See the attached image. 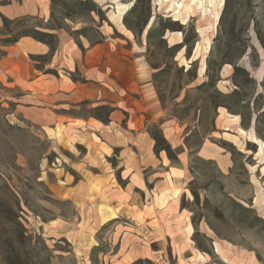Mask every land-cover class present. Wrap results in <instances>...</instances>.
Masks as SVG:
<instances>
[{"label": "rangeland", "instance_id": "1", "mask_svg": "<svg viewBox=\"0 0 264 264\" xmlns=\"http://www.w3.org/2000/svg\"><path fill=\"white\" fill-rule=\"evenodd\" d=\"M61 1L66 5H59L58 13L67 9L76 12L71 19L65 20L76 24L89 39L98 40L99 30H107L121 41L128 36L110 19V3L90 0L98 13L89 15L78 6H72L68 0ZM131 1L120 0L129 7L121 23L125 27V18L136 30L137 37L132 34L133 40L143 48L145 59L147 32L155 18L167 15L163 18H169L183 29L166 31V44L178 45L172 44L165 37L172 32L181 34L180 42L186 36L189 44L192 43L189 60L185 56V49L177 53L175 60L178 65L187 68L189 62L195 60L197 82L200 83L206 80L205 73H200L203 57L204 72L210 54L211 60L216 63L223 57L236 60V65L248 72L252 79V82H244L242 77L238 79L245 96L253 92L252 103L255 96L261 94L256 102L263 111L264 0H212V3L205 1L197 8L196 1L176 0L183 1L189 7L188 10L183 5L178 16L172 12L178 11L179 7L170 4V0H150L152 17L145 26L139 24L137 19L143 14L145 5L142 4L134 12V4L130 6ZM158 8L160 11H157ZM27 25L40 29L42 21L29 17L2 28L0 19V32H15L19 26ZM70 27L69 24L66 27L69 33L73 31ZM205 39L210 44L208 49ZM225 40L230 41L229 47L222 45ZM196 44L201 46L199 52L195 51ZM152 51H156V47L151 46ZM157 55L161 59L164 56L163 50L157 52ZM36 62L41 72L48 70L46 62L40 59ZM232 73L231 65L221 67L220 81L217 83L221 92L228 93L235 88L231 82ZM172 77L171 72L168 81H172ZM168 86L171 87V83ZM2 88L0 86V264H118L116 262L127 254L133 241L139 243L142 257L130 264L138 260L147 261L141 264H264V118L259 120L256 127L253 123L255 114L252 112L251 118L246 117L243 126L240 115L220 112L218 109L215 131L206 138L204 147L207 150L206 158L211 160H203L197 153H187L181 159L178 158L184 165L192 167L193 172L187 176H174L180 180L181 185H178V205L181 204L185 211L173 213L174 220L170 226L175 235H170L167 252L160 251L157 242V249L151 244L150 248L154 252H147L144 243L151 231L147 230L138 213V217L134 216V222L139 225L133 224L129 220L133 217L127 214V219L121 218L93 229L91 239L92 242L94 240L93 247L98 250L92 253L93 247H89L86 238L79 236L90 227L88 222H80L77 215L79 212L71 202L58 201L52 187H48L54 183V170L57 177V169L71 173L67 165L82 155L84 149L80 146L73 149L65 143L57 145L36 123L43 122L45 114L33 109L32 113L29 112L32 120L24 117L21 110L27 108L28 100L21 98L18 89ZM177 109L180 112L182 107ZM247 112L243 110L244 114ZM191 118L184 121V129L194 126ZM153 126L150 125L149 130ZM50 134L59 138L55 133ZM173 151L178 152L175 148ZM190 190L196 193L198 199H194ZM186 218L190 223L187 233L190 234L192 229L194 231L190 236L193 245L185 240L182 231ZM157 227L158 232H161V226ZM71 231L77 232L75 238ZM76 241H82V248L74 246ZM187 246L196 249L189 263H185L182 254Z\"/></svg>", "mask_w": 264, "mask_h": 264}, {"label": "crops", "instance_id": "2", "mask_svg": "<svg viewBox=\"0 0 264 264\" xmlns=\"http://www.w3.org/2000/svg\"><path fill=\"white\" fill-rule=\"evenodd\" d=\"M97 1L112 5L110 19L128 35L123 41L114 38L107 30H99L100 40L92 44L82 35H71L79 30L77 25L63 20L65 29L55 32V48L46 63V68L55 74L36 69L37 62L30 59V56L48 55L49 47L30 37H22L14 45L0 49L5 52L0 57V86L6 90L18 89L21 98L28 100L27 108L21 110L24 117L30 119L29 112L32 113L33 109L45 114V120L36 123L49 139L57 145L65 143L73 149L75 146L84 149L74 162L66 163L71 173L57 169V177L54 170V183L48 187H52L58 201L71 202L79 212L80 222H88L90 227L79 236L86 238L89 247L95 246L91 239L93 229L121 218L127 219V214L133 217L129 219L133 224L139 225L134 222L139 213L141 221L151 231L144 243L147 252H154L151 244L167 252L170 235H175L170 226L173 213L185 211L181 204L178 205V185H181L174 176L190 173L182 161L178 160L179 165H172L164 151L154 152L155 143L149 127L158 126L164 139L178 151L177 158L181 159L188 153L182 142L184 126L162 108L152 83L153 71L143 55V48L134 42L132 33L121 23L129 7L119 0ZM195 1L196 8L205 1L212 3V0ZM169 3L179 7L174 14L183 10V1L170 0ZM184 6L189 10L188 4ZM1 16L9 20L38 18L45 25L50 18V1L0 0V19ZM68 24L73 30L71 33L67 31ZM198 32L202 34L201 30ZM165 37L172 44L181 43L179 32L167 33ZM205 43L208 49L209 41L205 39ZM200 50L201 46L196 44L195 51ZM204 69L203 57L200 73H205ZM101 106L112 109L106 124L82 114L85 107L89 110ZM219 111L225 110L219 108ZM51 132L59 138L52 136ZM204 147L205 142L197 155L203 160H211L206 158ZM114 152H117L115 156ZM112 155L114 163L111 162ZM186 221L182 231L185 240L193 245L190 236L194 231L187 233L190 223L188 218ZM157 225L161 226V232H158ZM71 232L75 238L77 232ZM133 242L127 254L116 263L130 264L142 257L139 243ZM75 245L82 248L84 244L76 241ZM192 247L182 250L185 263L195 256L196 249Z\"/></svg>", "mask_w": 264, "mask_h": 264}, {"label": "trees", "instance_id": "3", "mask_svg": "<svg viewBox=\"0 0 264 264\" xmlns=\"http://www.w3.org/2000/svg\"><path fill=\"white\" fill-rule=\"evenodd\" d=\"M50 1V18L49 21L38 29L36 26H19L15 32L1 33L0 36V47H9L14 45L22 37H30L40 43L47 45L50 49L48 55L45 56H30L32 61L37 59L48 62L51 54L54 51L55 44L57 41L56 31L60 29H65L62 22L65 19H71L77 13L72 10H65L63 13L59 14L57 9L59 5L65 6V2L61 0H49ZM122 2L131 1V0H121ZM72 6H78L81 11L85 14H97L98 10L94 3L90 0H68ZM145 5V10L143 14H140L137 19L139 24L145 26L147 20L152 17V6L150 0H135L132 11H136L141 5ZM27 19V18H24ZM23 19V20H24ZM2 28L7 27L9 24L18 23L23 21L22 19L9 20L1 16ZM58 21V23H57ZM124 25L132 32L134 36L137 37L136 30L132 28L124 18ZM182 26H177L176 23L170 21L169 18H163L158 16L152 22L146 36L147 43V54L146 61L149 67L152 69V83L154 85L157 97L160 101V104L164 110L170 116L175 118L181 125L184 124V121L189 119L194 123V126L190 128L187 126L184 129L182 142L187 150L188 154L195 155L198 149L205 142L206 138L215 131V118L217 116V110L219 108L224 109L229 114H237L241 117L242 125L245 124L246 117L249 119L254 112V125L258 127L259 120L264 118V109L261 111V105L256 102L258 97H261V94L255 96L254 101L251 103V98L253 92L248 94L246 97L241 88V84L238 81L240 77L244 82H252V79L249 77V73L244 69L236 65V60L223 57L216 62L211 60V54L206 59V70L205 77L206 80L198 83L197 75V62L193 61L190 63L189 68L184 66H179L178 62L175 60L177 53L185 49V56L189 60L191 54L192 43L189 44L186 36L184 40L173 46H168L164 39V34L166 31H177L182 30ZM71 35L78 36L83 35V30H77L71 33ZM100 37V33L98 32ZM90 42L92 44L97 43L100 39ZM222 45L229 47L230 41L225 40L222 42ZM151 46L156 47V51L150 52ZM244 48V47H243ZM164 52L162 58H158L157 52ZM243 50V49H242ZM5 52L0 50V57L3 56ZM229 64L233 68V73L231 76V82L235 88L228 92L223 93L217 88V83L220 81L219 73L223 65ZM36 69L40 70L38 65H35ZM171 72L173 73V80L168 81L171 77ZM47 73L55 74L53 70H47ZM171 87L168 86V84ZM6 89V88H2ZM182 110L178 112L177 108ZM177 109V110H175ZM243 110L248 111L246 114L243 113ZM83 111L89 116L99 119L102 123L106 124L109 121L108 115L111 113L112 109L107 106H101L98 108H92L86 110V107L83 108ZM103 111V114H101ZM96 112V114H94ZM101 114V115H100ZM245 126V125H243ZM150 137L153 139L154 152L157 154L160 151H164L170 163L172 165H179L177 158V153L173 151L170 144L162 136L161 130L158 126L154 125L153 129L149 130ZM198 160V158H196ZM188 171L191 174L193 172L192 167H188ZM194 199H198L196 193L190 190ZM195 227V225H194ZM197 246V243H196ZM199 248V246H197ZM98 249L94 247L92 253L96 252ZM142 262H147L139 260L134 264H141Z\"/></svg>", "mask_w": 264, "mask_h": 264}, {"label": "built area", "instance_id": "4", "mask_svg": "<svg viewBox=\"0 0 264 264\" xmlns=\"http://www.w3.org/2000/svg\"><path fill=\"white\" fill-rule=\"evenodd\" d=\"M156 5H157L158 7H160V6H159L157 3H156ZM157 11H160V10H159V8H158V10H157ZM167 11L169 12L170 10H167ZM172 13H174V12H172ZM180 14H181V13H180ZM180 14H175V15H177V16H178V15H180ZM161 16H162V17H165V16H167V15H163V14H162Z\"/></svg>", "mask_w": 264, "mask_h": 264}, {"label": "water", "instance_id": "5", "mask_svg": "<svg viewBox=\"0 0 264 264\" xmlns=\"http://www.w3.org/2000/svg\"><path fill=\"white\" fill-rule=\"evenodd\" d=\"M119 1H120V0H119ZM134 2H135L134 0L131 1V5H130V6H132V5L134 4ZM124 14H125V13H124ZM124 14H123V15H124ZM151 22H152V21H151ZM190 63H191V62H190ZM253 123H254V122H253Z\"/></svg>", "mask_w": 264, "mask_h": 264}]
</instances>
